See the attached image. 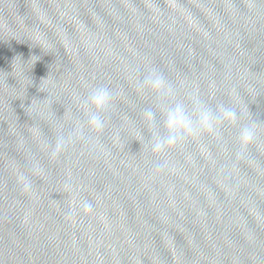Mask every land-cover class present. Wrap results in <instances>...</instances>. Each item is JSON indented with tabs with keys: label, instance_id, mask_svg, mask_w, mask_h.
I'll return each instance as SVG.
<instances>
[{
	"label": "water",
	"instance_id": "95a60500",
	"mask_svg": "<svg viewBox=\"0 0 264 264\" xmlns=\"http://www.w3.org/2000/svg\"><path fill=\"white\" fill-rule=\"evenodd\" d=\"M151 68L239 122L150 153ZM0 264H264V0H0Z\"/></svg>",
	"mask_w": 264,
	"mask_h": 264
},
{
	"label": "clouds",
	"instance_id": "9594fccd",
	"mask_svg": "<svg viewBox=\"0 0 264 264\" xmlns=\"http://www.w3.org/2000/svg\"><path fill=\"white\" fill-rule=\"evenodd\" d=\"M19 75L24 79L28 78L22 68ZM136 87L141 93L154 94L159 101L156 108L149 106L143 109L142 120L145 127L139 130L140 140L137 141L139 144L143 141L147 150L154 155H161L189 138L197 139L205 134L217 136L221 127L237 124L240 120V112L234 105L218 103L212 106L196 94L191 95L190 104L179 99L168 102L169 98L175 97L176 91L157 68L148 70L137 81ZM115 96L113 89L99 85L89 89L81 100L86 125L90 131L104 129L105 113L112 107ZM258 124L252 120L239 126L237 139L240 154L256 139ZM62 146L63 140L58 142L57 150ZM19 179L23 189L31 187V181L25 175L20 174ZM81 207L85 211L92 210V204L88 201H84Z\"/></svg>",
	"mask_w": 264,
	"mask_h": 264
}]
</instances>
